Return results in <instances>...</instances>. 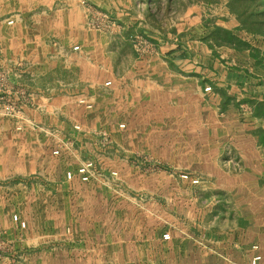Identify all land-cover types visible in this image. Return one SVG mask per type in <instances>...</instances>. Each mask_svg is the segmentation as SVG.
Listing matches in <instances>:
<instances>
[{
  "label": "crops",
  "instance_id": "crops-1",
  "mask_svg": "<svg viewBox=\"0 0 264 264\" xmlns=\"http://www.w3.org/2000/svg\"><path fill=\"white\" fill-rule=\"evenodd\" d=\"M208 2L0 0V70L5 77L0 102L12 98L20 108L16 117L0 111V183L5 182L0 193L31 198L40 225L30 228L41 235L29 244L48 235L51 193L62 199L58 212L76 209L61 206L65 194L72 197L81 187L79 178L67 181L63 171L50 168L52 162L67 158L75 167L81 159H95L105 150L98 134L106 133L109 148L130 156L150 154L160 159L163 170L151 174V188L139 187L145 198L152 195L142 201L140 235L105 242L104 250L135 246L132 259L148 264H244L258 245L264 262V82L252 91L250 70L236 63L242 37L227 0H220L226 16L214 24L199 17L200 28L195 23L197 10ZM96 9L117 25L106 31L88 27ZM137 35L147 38L154 52H135ZM208 86L211 90L205 91ZM82 98L92 107L80 103ZM57 135L72 139L73 148L53 154L61 147ZM228 145L242 160L241 172L224 166ZM180 169L200 183L185 182L180 190L174 174ZM149 214L151 230L145 222ZM9 221L4 217V224ZM165 230L173 235L167 243L170 252L160 249ZM87 236L92 238V232ZM146 245L153 251L144 259ZM125 253L105 258L130 260Z\"/></svg>",
  "mask_w": 264,
  "mask_h": 264
},
{
  "label": "rangeland",
  "instance_id": "rangeland-1",
  "mask_svg": "<svg viewBox=\"0 0 264 264\" xmlns=\"http://www.w3.org/2000/svg\"><path fill=\"white\" fill-rule=\"evenodd\" d=\"M178 4V10L183 8V4H180L179 1ZM220 5V0H209L206 7L201 10L198 9L200 11L197 10V15L194 16L195 23L201 21V18L204 23L203 20L209 18L207 23L214 24L220 17L226 16L225 11L227 9L225 8V4H222V7ZM141 6H145V2H141ZM182 11L184 12L186 10L182 9ZM232 16L236 19L235 15L232 14ZM172 18H175L174 14ZM225 22L228 24L231 20L226 19ZM201 25V23H198L199 28ZM200 33L201 31L197 32V34ZM219 34L224 38L226 37V34L223 32ZM240 34L242 37L241 40H246L254 47H258L262 50L264 49L262 36L258 35L256 37H251L243 32H240ZM239 44L242 45V42ZM132 46L134 48V45ZM135 52L137 51L135 50ZM236 56V63L242 68L247 67L250 70V72L247 73L248 81L250 82L251 90L254 91L256 84L264 82V65L256 68L253 64L255 59L250 55V51L247 49L243 50V48H240ZM2 104L1 101L0 111L4 116H7L2 109ZM117 119L118 123H121L119 122L120 118ZM118 128L124 129L126 125L120 127L119 124ZM98 136H101V139H99L101 142L99 144L105 150L103 152H98V158H85L81 159L80 163H76V166H78V164L80 165L85 160H93L95 162L94 176L89 182L80 181L81 187L76 188V195L72 192V197L65 194L63 198V202L66 204H63L61 208H63V206L66 207L67 204H72L76 206V209L70 207L67 212H58L56 206L60 204V200L62 201V199L60 195L57 196V193H51L48 196L50 205V210L47 213L49 222L48 235H44L45 237L42 236L44 238L39 239L37 245L28 243L29 240L31 241L36 237L40 238L41 235L34 227L30 228V224L35 223L36 226H39L40 223L34 219L35 214H33L30 207L31 198L29 195L26 196L23 193L20 195L13 194V196H11L7 194V191H2L0 193V264H148L147 261L132 259L136 255L135 246L125 245L124 247H117L113 245L112 248L104 250V243L117 242L123 239L126 241H133L140 235L137 226L142 217V201L143 199H147L146 202L149 201L152 195L150 193L148 197L145 198L142 196L143 191L140 190L139 187L145 185L151 188L154 182L151 174L161 173L160 171L163 170V164L160 159L150 154H134L130 156L127 151L119 147L109 148L112 145L110 144L108 135L102 133L101 135L98 134ZM57 137L58 140H61V147H59L60 153L61 148H66L68 150H71V147L73 148L74 143L72 139H66L59 135H57ZM62 140L64 142H71V147H66ZM104 152L107 153V155L104 154ZM72 154L78 155L76 152ZM73 157L76 158L75 156ZM58 159L59 158H57L55 162H52L50 168L53 169L55 173L63 171L66 180L72 181L75 177L72 180H68L66 173L69 170L76 169V166L74 167L72 165L73 160L69 161L67 158H62V160ZM181 170L183 169L175 170L176 172H174L178 178L180 190H182L183 183H192L190 180L182 177L185 173L190 175L191 173ZM114 172L116 174H114ZM0 184L4 185L5 182H1ZM181 203L183 204V200ZM14 214H18L20 218L26 222L25 227H20L16 223L13 219ZM4 217L10 219L9 223L4 224ZM151 217L152 214H149L148 219L145 218V222L148 224L150 230L153 226ZM90 231L92 232V238L89 239L87 235ZM165 233L170 234L169 239H164ZM172 236L171 231H162V239L165 242L161 243V250L166 249V252L171 251L167 243L172 239ZM99 243L101 245H99ZM99 246H101V250L98 249ZM148 247L149 246L146 245L144 250L141 249L144 252V259L150 258L149 253L153 251L152 249H150V251L146 250ZM260 249L261 248H259V250ZM252 250L254 249L252 248ZM111 252H126L125 258L129 257L130 260H111L105 258L106 256H110ZM105 253H107V255H105ZM113 256L120 255L113 254ZM251 258L248 262H244V264H250ZM262 261L263 260H261V264H264Z\"/></svg>",
  "mask_w": 264,
  "mask_h": 264
},
{
  "label": "built area",
  "instance_id": "built-area-1",
  "mask_svg": "<svg viewBox=\"0 0 264 264\" xmlns=\"http://www.w3.org/2000/svg\"><path fill=\"white\" fill-rule=\"evenodd\" d=\"M8 23L13 24L14 20L10 19L8 20ZM88 26L95 30L106 31L113 29L116 26V22L108 14L98 10H94L91 16V20L88 23ZM133 45L135 50L140 55H148L154 52L153 45L142 35H137L134 37ZM77 49H79V46L74 47V50ZM4 78H5L4 74L0 70V84L2 83ZM107 84H110V82H107ZM210 90H211L210 86L205 88V91H210ZM2 103H3L2 109L7 116L16 117L17 114L20 112L19 103L16 100L12 98L11 99L8 98L2 100ZM80 103L86 104L87 107H92V105L90 103H87L84 98L80 99ZM124 126H125L124 124H120V127H124ZM75 129L80 130L81 126L79 124H76ZM62 142L66 147H71L72 145L71 142H64L63 140ZM53 154L55 155L60 154V149L56 148L53 151ZM223 161H224L223 162L224 166L232 172L238 173L243 170V163L241 158L235 153L234 149L229 145L226 146L225 148V158ZM94 173H95V162L93 160H85L75 170L67 171L66 177L68 180H72L74 177L77 176L80 181L89 182L94 176ZM114 174L116 173L114 172ZM182 177L190 180L194 184L200 183V179L198 177H194L190 174L185 173L182 175ZM13 219L20 227L26 226V222L22 220L18 214H14ZM169 238H170V234L165 233L164 239H169ZM252 248L254 249L255 254L252 256L250 264H261L262 255L259 252V246L253 245Z\"/></svg>",
  "mask_w": 264,
  "mask_h": 264
},
{
  "label": "trees",
  "instance_id": "trees-1",
  "mask_svg": "<svg viewBox=\"0 0 264 264\" xmlns=\"http://www.w3.org/2000/svg\"><path fill=\"white\" fill-rule=\"evenodd\" d=\"M226 6L236 16L239 31L251 37L260 35L264 42V0H227ZM241 42L242 45L238 44V47L249 50L256 65H264V49L254 47L246 40Z\"/></svg>",
  "mask_w": 264,
  "mask_h": 264
}]
</instances>
